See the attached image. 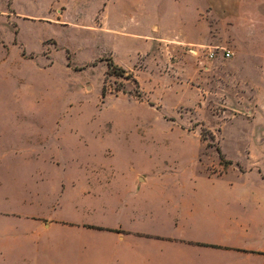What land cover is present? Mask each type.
<instances>
[{
  "label": "crops",
  "instance_id": "1",
  "mask_svg": "<svg viewBox=\"0 0 264 264\" xmlns=\"http://www.w3.org/2000/svg\"><path fill=\"white\" fill-rule=\"evenodd\" d=\"M130 3L141 7L147 0ZM175 5L196 12L203 40L194 43L233 52L230 58L217 53L207 86L230 83L228 103L253 106L230 120L231 142L221 144L257 161L193 166L178 177L101 178L100 165H51L47 132L34 126L41 118L4 114L9 100L0 97V264H264V0H219L207 17L201 14L207 0ZM115 6L103 0L98 31L112 39L114 62L130 69L148 41L142 30L104 31ZM30 18L22 20L48 22L47 15ZM18 32L14 44L22 40ZM122 37L139 46L122 49ZM5 45L0 37L1 91L11 80L3 68L11 49Z\"/></svg>",
  "mask_w": 264,
  "mask_h": 264
},
{
  "label": "rangeland",
  "instance_id": "2",
  "mask_svg": "<svg viewBox=\"0 0 264 264\" xmlns=\"http://www.w3.org/2000/svg\"><path fill=\"white\" fill-rule=\"evenodd\" d=\"M131 1L140 2L115 0L104 31L142 30L147 47L137 50L132 68L105 71L115 62L112 39L98 31L103 0H0V37L11 48L4 49L11 80L0 90L9 100L2 112L39 116L34 126L47 132L51 165H100L101 178L178 177L193 166L254 164L258 157L227 153L221 144L231 142L230 120L253 106L230 105V83L207 86V71L218 68L210 53L228 48L194 43L203 40L196 12L178 10L176 0L141 7ZM218 1L207 0L201 14L211 15ZM30 15H47L48 22L22 20ZM16 32L22 40L14 44ZM122 38V49L139 46Z\"/></svg>",
  "mask_w": 264,
  "mask_h": 264
},
{
  "label": "built area",
  "instance_id": "3",
  "mask_svg": "<svg viewBox=\"0 0 264 264\" xmlns=\"http://www.w3.org/2000/svg\"><path fill=\"white\" fill-rule=\"evenodd\" d=\"M218 51H212L210 53V56L213 58L217 55ZM222 53L226 58H230L233 55V52L231 50L228 49H222Z\"/></svg>",
  "mask_w": 264,
  "mask_h": 264
},
{
  "label": "trees",
  "instance_id": "4",
  "mask_svg": "<svg viewBox=\"0 0 264 264\" xmlns=\"http://www.w3.org/2000/svg\"><path fill=\"white\" fill-rule=\"evenodd\" d=\"M110 69H115L117 71H119V70L124 71L121 66L117 65L116 63H112V62L109 63V70ZM221 155H222V153H221ZM228 162H231V161H228Z\"/></svg>",
  "mask_w": 264,
  "mask_h": 264
}]
</instances>
